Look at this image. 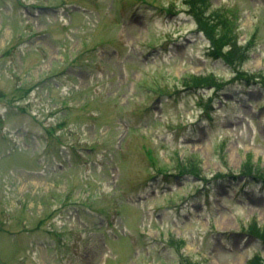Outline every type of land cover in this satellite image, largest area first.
<instances>
[{"label":"rangeland","instance_id":"obj_1","mask_svg":"<svg viewBox=\"0 0 264 264\" xmlns=\"http://www.w3.org/2000/svg\"><path fill=\"white\" fill-rule=\"evenodd\" d=\"M19 1L27 8L0 0L2 261L264 258V91L248 81L264 86V0H197L227 25L215 43L218 53L231 48L228 63L212 54L186 0ZM30 32L35 39L17 50L14 63L7 60L8 48ZM223 84L226 106L220 98L211 106L208 96ZM43 117L65 145L38 125ZM72 146H95L88 164ZM244 172L251 182L239 191L243 179L232 177ZM113 200L121 214L107 226ZM71 222L84 235L78 255L69 248ZM248 227L259 234L245 241ZM226 231L235 233L226 239Z\"/></svg>","mask_w":264,"mask_h":264},{"label":"trees","instance_id":"obj_2","mask_svg":"<svg viewBox=\"0 0 264 264\" xmlns=\"http://www.w3.org/2000/svg\"><path fill=\"white\" fill-rule=\"evenodd\" d=\"M214 29V28H213ZM253 264H264V260L257 259Z\"/></svg>","mask_w":264,"mask_h":264}]
</instances>
